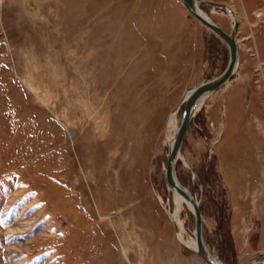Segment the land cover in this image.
<instances>
[{"label": "rangeland", "instance_id": "obj_1", "mask_svg": "<svg viewBox=\"0 0 264 264\" xmlns=\"http://www.w3.org/2000/svg\"><path fill=\"white\" fill-rule=\"evenodd\" d=\"M176 1L0 0V264H207L174 231L167 125L228 53ZM208 1L236 14L238 63L192 114L173 169L198 201L208 251L264 264V173L222 174L232 156L264 158V0ZM200 9L230 32L228 12ZM82 54L105 128L90 146ZM181 216L195 236L193 212Z\"/></svg>", "mask_w": 264, "mask_h": 264}, {"label": "bare ground", "instance_id": "obj_2", "mask_svg": "<svg viewBox=\"0 0 264 264\" xmlns=\"http://www.w3.org/2000/svg\"><path fill=\"white\" fill-rule=\"evenodd\" d=\"M193 6H195V8L204 17H206L209 20H211L200 9V4H195ZM209 6H212V5H209ZM212 7H215V6H212ZM228 8H229L228 10H224V9H222V10H224V11H226V12L229 13V15H230V17L232 19V24H233V22L236 21V19H237L236 18V14H235L234 10L230 6H228ZM219 9H221V8H219ZM236 26H237V22H236ZM234 40H235V44H236L237 57L235 59V63L233 65V68H232V71H231L230 75L219 86L223 85V83H226L228 81V79L230 78L231 74L235 70V68L237 66V63H238V60H237V58H238V46H237V42H236V29H235V33H234ZM83 57H84V55L82 54V56H81V59L82 60H80V78L82 77L80 79V81H81L82 85L79 88V95H78V101H79V110H78V112H79V122L78 123H79V126H80L82 124L81 122H82L83 119L84 120H87V121H89V119L92 120V121H89L87 123V125H86L87 126V129L84 131L85 134L88 136L87 138H89V141L86 144L87 145L89 144V146H90V145H93L94 144L95 137L97 135H100V133L104 132L105 131V128L103 127V125H101L100 127L98 125L99 114H101V111H100L101 109H98L97 108V106H98V104L100 102L99 101L100 100L99 99L100 89H99L98 83L92 77L93 76L92 75V72H91V78L90 77L85 78L87 76V73H88V65H87V63H86V61H85V59ZM89 78L92 79V81ZM86 80L89 81V85H86L85 84L86 83ZM205 80H208V79H205ZM205 80H203V81H205ZM216 88H214V89H216ZM214 89H212L208 93L202 94L198 98V100L196 102V105H195V108L193 110V113L199 107V105L203 102V100L205 99V97L209 96V94H211V92ZM188 92H189V90L186 92V94ZM186 94L182 97V101H180V100L178 101V103L175 105L174 109L172 110V112L170 114L169 121H168V125H167L168 147L171 145V143L173 141V138H174L176 129H177L178 124H179V121H180L178 119V117H177V110H178L179 104H180V102H181V104L183 103V98L186 96ZM107 100H108V98H107ZM107 103H108V101H106V104L105 105H107ZM252 154H248L249 156L248 155L247 156L245 155L244 157L232 156L231 159L229 160V163L226 164L227 166H226L225 173H222V172L221 173L224 174V176H227V177L229 176L231 178H236L239 183L240 182L242 183L244 181V179L246 178V174H249L251 178H253L255 175L263 174L264 173V158L263 157L262 158H258L260 161L253 163V158L250 157V156H252ZM178 157H180V145H179V147L177 149L176 156H175V160ZM181 160H182V162H183V164L185 166H189V162H188V160L186 158H184V156L181 157ZM218 160H219V162L221 164H224L221 159H218ZM86 167H87V165H86ZM261 172H263V173H261ZM174 176H175V179L178 181V183L181 186H183L179 182V180L177 179L175 173H174ZM89 178L92 179L93 177H90L89 176ZM255 185H256V183H255ZM167 186H168V189H169V191H170V193L172 194V197H173V205H172L173 207L172 208L171 207L169 208V213H170V216H171V219H172V222H173V227H174L175 234H176L178 240L180 241V243H182L184 246H186V247L190 248L191 250H193L194 252H196L195 236L190 237L191 235L189 236L187 234L186 229L184 227L183 219H182V216H181L182 210L184 209L185 206L192 211L191 203H190V201L187 198H185L181 193H179L175 187L169 186L168 184H167ZM252 186H253V184L251 182L249 184L248 188L249 189L250 188H253ZM183 187L187 190V192L189 193V195L193 198V200L197 203V206H198V201L195 200V198L192 195V193L188 190L187 187H185V186H183ZM239 187H237L236 190ZM241 187L244 188L243 186H241ZM199 213H200V210H199ZM200 222H201V238H202V241H203V245L205 247V250L209 253V255L213 259H217L218 260V258L216 256H213L208 251V249H207V247H206V245L204 243L203 236H202L201 213H200ZM198 255H200V254H198ZM204 261H206V260L204 259ZM206 263L209 264L207 261H206ZM220 264H224V263L220 260Z\"/></svg>", "mask_w": 264, "mask_h": 264}, {"label": "water", "instance_id": "obj_3", "mask_svg": "<svg viewBox=\"0 0 264 264\" xmlns=\"http://www.w3.org/2000/svg\"><path fill=\"white\" fill-rule=\"evenodd\" d=\"M182 4L190 11L193 16H195L200 22H202L206 27H208L212 32L218 35L225 42L227 46V61L222 69V71L215 75L214 77L200 82L193 86L186 96L183 98V105L181 111V117L176 129L173 141L171 145L167 149L165 165H164V176L165 182L172 187H175L179 193H181L185 198H187L192 207L193 211V224H194V234H195V242H196V252L200 254L209 264H220V260L213 259L209 253L205 250L203 245V241L201 238V222H200V213L197 203L193 200V198L189 195L187 190L181 186L174 176V161L177 149L180 145L184 130L192 116L193 110L195 108L196 102L198 98L204 94L210 92L212 89L218 87L231 73L233 65L235 63V59L237 57L236 52V44L234 40V33L236 29V21L233 22L230 32H226L220 26L215 24L213 21L204 17L196 8L195 4H208L215 6L217 8H221L224 10H228V6L208 1V0H180ZM182 101V98H180Z\"/></svg>", "mask_w": 264, "mask_h": 264}, {"label": "crops", "instance_id": "obj_4", "mask_svg": "<svg viewBox=\"0 0 264 264\" xmlns=\"http://www.w3.org/2000/svg\"><path fill=\"white\" fill-rule=\"evenodd\" d=\"M178 1H180V0H178ZM178 1H176L175 3L177 4V7H181L180 5H179V3H178ZM181 2V1H180ZM182 3V2H181ZM229 80V79H228Z\"/></svg>", "mask_w": 264, "mask_h": 264}]
</instances>
